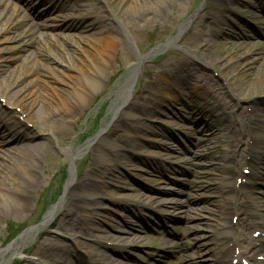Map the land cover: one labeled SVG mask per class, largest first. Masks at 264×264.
<instances>
[{
  "label": "rangeland",
  "instance_id": "374dc122",
  "mask_svg": "<svg viewBox=\"0 0 264 264\" xmlns=\"http://www.w3.org/2000/svg\"><path fill=\"white\" fill-rule=\"evenodd\" d=\"M7 1L16 7L24 24L26 22L35 29L22 36L26 40L25 45L20 44L19 39L9 43L11 48L6 49L11 57L6 61H0V82L12 71L17 76L12 75L7 83L17 80L28 65L36 71L44 72L45 77H51L56 68L64 70L57 59L65 60L64 52L69 53L70 49V45L63 42L65 38L58 28L65 11L59 9L51 11L49 8L53 1ZM223 1L230 5L228 7L230 11L225 13L223 24L214 29L216 33L208 36L206 43L209 47H214L215 53L213 50L207 53L210 66L199 63L193 56V52H196L193 43L196 40L190 34L193 21L197 18L195 16L200 12L202 0H188L186 11H183L175 21L169 20L164 14H157V22L132 35L134 45L120 30L130 63H133L135 52L145 55L152 48L162 46L177 34L179 26L192 16L183 28L176 45L162 47L151 57L144 59L129 87L130 100L133 99L135 89L140 84L144 87L142 93H145L147 88L150 89L157 82L165 81L162 66L164 61L181 58L192 63V67L199 73L210 76L212 83L219 87L220 98L229 105L231 111L228 114L229 119L236 132L239 131L236 123L239 115L245 113L254 116L264 115V84L258 85L259 81H256L255 87L247 86L249 81L264 75V11H262L264 0L261 4L257 0H216L213 3L214 9L201 11L200 28L203 29L206 24H212V21L223 17L220 15L225 5L220 4ZM110 4L114 9L118 6V0H112ZM166 8L170 9L171 5H167ZM43 22L48 26L40 25ZM21 26V22H16L10 30L11 34L17 35ZM118 28L120 29V26ZM225 31L228 35L224 36ZM42 34L52 35L53 44L49 46L42 44L44 41ZM243 35H246V38ZM72 39L68 38L70 41ZM58 43H63L65 49L59 47ZM29 53L32 56L29 57ZM218 56L238 57V61L248 62L240 68H235V73L232 74L221 61L215 62ZM122 60V70L114 74L107 84L106 79L111 73V65H108L104 74V87L89 96L88 102L82 104L79 115L67 117L71 122L65 128L59 127L58 132L46 130L41 132L35 119L25 121L26 123L17 119L19 120L17 127L35 134L42 146L37 160L26 161L28 165L38 168L31 178H26L15 165L11 166L12 171L26 182L32 184L34 182L35 190L32 193V209L27 216L23 218L13 216L0 222V251L5 249L0 264L222 262V258L217 260L215 257V255L220 257L218 240L215 239L223 231V224L219 220V215L224 211L222 203H227L233 193L226 189L227 180L224 181L221 175V162H218L221 153L226 154L230 151L218 137L221 132H225L227 118L225 120L218 115L214 99L203 97L202 91L199 94L185 88L171 90L173 99L171 104L167 101L165 104H159L157 99L151 97L146 104L151 112L146 116L136 113L133 115L132 111L126 109L121 110L123 106L120 102L119 105L110 107L115 90L128 75L129 64H126V56H123ZM178 62L180 63V60ZM149 66L150 71H147ZM224 71L231 73L232 76L225 77ZM17 82L10 88L9 93L12 94L17 86L24 85L27 80L25 81L23 77ZM35 85L36 78L27 83L29 88ZM241 87L247 89L245 92L247 96L246 99L238 100L233 90L240 91ZM150 93L159 98V94L153 88L150 89ZM0 101L4 103V99ZM37 104L32 108V116L35 115ZM152 106H157L155 108L158 112H155ZM17 112L19 113L14 108L7 110L6 121H13ZM22 117L27 120L25 114ZM120 117H123L125 122L119 123L113 130L112 125ZM207 124L216 128V131L212 132L214 134L207 132L205 127ZM102 128L110 142L98 143L106 148L114 160L102 158L94 148L96 136ZM259 129L264 131V122L253 121L250 128L237 137L240 149L245 146V154L251 152L257 146V142L262 146L260 154L263 161L261 159V164L256 167L258 176H253L255 171L247 165L238 168V174L250 176L253 185H244L245 179L238 177V174L230 178V184L247 196L248 201L244 209L247 215L253 216L250 218L255 224L264 223V135L258 133ZM70 146H77L79 150L70 160H66L62 149ZM115 155H122V159H116ZM90 167L96 171L93 173L92 168L89 170ZM84 177L92 179L93 188L88 196L91 204L87 205V208L96 217L89 221L88 228L86 227L87 235L80 237L79 240L83 243L80 246L71 240V235L58 230L60 225H63L61 215L64 208V204L59 201L70 178V184H77ZM186 193L190 196L187 197ZM114 199L126 203L128 208L114 204L112 202ZM134 204H150L154 214L143 211L144 215L139 217L129 209ZM238 205L241 207L244 204L238 202ZM7 206L9 209L12 204ZM50 210H53L51 225L42 226V221ZM192 210L196 211L191 212ZM183 211L192 217L191 220L184 218ZM237 218L239 216L227 215V222L235 225L234 230L237 228ZM110 224L123 230H112ZM185 224L186 227H183ZM126 229L130 230L129 234L125 232ZM253 230H249V236L259 243L256 238L257 232ZM103 232L110 233L113 237L102 236ZM227 233L232 234V231L229 230ZM114 236L121 238L115 239ZM11 246L14 249H8ZM43 247L45 249L41 250ZM210 247H213V252ZM92 250H101L105 255L96 254ZM51 258L57 262H51ZM236 261L241 264L240 259ZM247 261L248 264H255Z\"/></svg>",
  "mask_w": 264,
  "mask_h": 264
},
{
  "label": "bare ground",
  "instance_id": "6f19581e",
  "mask_svg": "<svg viewBox=\"0 0 264 264\" xmlns=\"http://www.w3.org/2000/svg\"><path fill=\"white\" fill-rule=\"evenodd\" d=\"M41 1H53L49 8L51 11L54 9L65 11L58 28L61 31L60 34L65 38L63 42L69 44L70 49L68 50L69 53L64 52L65 60L60 61L57 59L64 67V70L56 68L51 77H45L43 74L44 72L36 71L28 65L24 72L19 74V77L16 78L17 80L7 83L12 75H16L13 71L8 72V74L1 79L0 99H4V103L0 101V222L10 219L13 216L23 218L27 216L32 209V193H34L35 190L34 182L33 184L26 182L17 173L12 171L11 166L15 165L23 172L26 178H31L38 168L28 165L26 161L38 159L42 143L37 139L35 134L28 133L26 129L21 130L22 128H18L17 122L19 120L17 119H21L23 122L35 119L40 126L41 132L45 130L58 132L59 127L65 128L68 123L71 122V120H67V117L79 115L82 111V104L88 102L89 96L94 92L100 91L104 87V74L108 69V65H111V73L108 79H106L107 84L114 74L122 70V57L126 56V64H129L127 68L128 75L125 77L120 87L115 90V97L110 107L113 108L115 105H119L118 102H120L121 106H123L120 108L121 110L126 109L130 112L132 111L131 113L133 115L136 113L146 116L151 112L149 106L146 105L149 100H151V97L157 99L159 104H165L166 101L171 104L173 102V99H171V90L185 88L199 94L200 91H202L203 97H211V99H214V103L217 104L215 108L218 115L220 114L219 116L223 117L225 120L227 118L228 123L225 132H221L218 137L220 142L224 143L227 148H230V151L226 154L221 153L218 157V162H221V175L224 177V181L227 180L226 189L228 192L233 193L232 197H229L227 203H222L224 205V211L219 215V220H221L223 224V231L221 235L215 239L216 241L218 240L217 245L219 246L218 250L220 257L216 255L215 257L217 260L222 258L220 264H234L232 260L238 258L241 260L249 259L256 264L257 258H255V255H262V260L259 262L264 261V223L258 222L255 224L251 221L252 218L250 217L253 216L247 215L244 209L248 201L247 196L234 185L230 184V178L232 175L238 174V168L241 165H247L255 171L253 176L258 174L256 167L258 164H261V144L257 142V146L251 150V152L245 154V146L243 149H240V141L237 137L244 133L247 128H250L253 121H262L263 123L264 115L254 116L246 113L239 115V119L237 118L236 122L239 131L236 132L229 119L228 114L231 112L229 110V105L220 98L219 87L212 83L210 76L199 73L192 67V63L181 58L174 59L173 61L167 59L162 63L164 68L163 73H165L163 78L165 81L157 82L150 87V89L153 88L159 94V98L152 95L149 88L146 89V94L142 93L144 87L140 84L135 89L133 99H129V87L137 76V71L144 59L151 57L162 47L176 45L179 38H181L183 28L187 25L192 16L184 21L179 26L177 34L162 46L152 48L145 55L135 52L133 63H130V57L125 50L124 42L120 36V30L123 31L129 39V42L134 45L135 40L132 35H136L139 30H143L144 27L147 28L149 25L157 22V14H164L169 20L175 21L183 11H186L188 0H118V6L114 7V9L110 7L112 0H98L97 3L89 2L88 0ZM257 1L261 4L263 0ZM215 2L216 0H202L199 9L200 12L196 14L195 17L197 18L193 21V29L190 30L191 36L196 40L195 43H193L196 48V52H193V56L199 63H205L208 66H210V63L208 62L207 53L210 50H213L214 53V47H209V44L206 43L207 39H209L208 36L216 33L214 29L218 27V25L223 24L225 13L230 11L228 8L230 5L224 1L221 2V5L225 4L220 12V15H223V17L221 16V19L212 21V24H206L203 29L200 28L199 19L202 17L201 11L214 9L213 3ZM167 5H171V8L167 9ZM21 19L16 7L11 6L7 0H0V61H6L11 57V54L7 50L11 48L9 45L10 42L19 39V43L25 45L26 40L22 36L34 31L35 28H32L31 25L26 22L24 24ZM16 22H21L22 26L17 35H12L10 30ZM42 24L43 27L48 26V24L44 22L40 25ZM118 26H120V29ZM226 34L228 35L227 31H225L224 36ZM42 35L44 36L42 44L46 46L53 44L52 41H54V39H52V35ZM69 37L73 39L70 41L68 40ZM243 37L246 38V35H243ZM57 45L65 49L63 43H58ZM244 53L246 54V52ZM28 56H32L31 53H29ZM178 60H180V63ZM219 61L222 62L221 64L228 67L232 74L235 73V68H240L248 62L246 60L238 61V57L235 58L230 56H218L215 62ZM147 71H150V66L147 67ZM224 73L225 77L232 76L231 73H226V71H224ZM23 77L27 82L20 87L17 86L12 91V94L9 93L10 88L15 86L18 83L17 81L21 78L23 79ZM34 77L36 78L35 88H29L27 83L33 81L35 79ZM256 81H259V83ZM256 83L258 85L264 84V75L253 81L251 80V82L249 81L247 86L255 87L254 85H256ZM239 90L240 91L233 90L237 99H246L247 94H245V92L247 89L241 87ZM219 98L220 100H218ZM36 103H38V106L34 113L35 115L32 116V108ZM155 107L157 106L153 107L154 111L158 112ZM12 108L19 111V113H16L17 118L15 117L13 121H6L5 112ZM23 114H25L27 120L22 117ZM115 122L116 123L111 127L113 130L117 128L119 123L125 122V120L123 117H120L117 118ZM205 127L208 130L207 132L211 134H214L212 132L216 131V128L213 126L211 127L209 124L205 125ZM258 133L261 134V136L264 135V131L261 129L258 130ZM101 141L110 142V140L107 139V134L103 132V128L96 136L94 148L98 150L102 158L114 160L106 151V148L98 143ZM235 142L236 144H234ZM78 150L79 147L70 146L62 149V152L64 158L70 160ZM114 157L116 159H122V155H115ZM91 168L92 167H90L89 170ZM91 171L94 173L96 169L92 168ZM238 177L243 178L245 176L239 175ZM252 180L250 176L245 177L244 185H253L254 182H252ZM91 182V178L84 177L79 183L70 184V178L66 183L65 191L59 201V203L64 204V208L63 214L61 215L63 225H60L58 230L64 234L71 235V240L80 246L83 245L79 240L80 237L87 235L88 231L86 227L88 228L89 221L93 217H96V215L87 208V205L91 204V200L88 197L93 188ZM123 186L125 185L123 184ZM224 195H226V190H224ZM186 196L188 197L190 194L186 193ZM251 201H253V199ZM112 202L116 205L128 208L126 203L119 200L114 199ZM238 202L244 205L239 207ZM7 204H12V207L7 209ZM13 205L17 207L14 208ZM129 209H132L137 216L142 217L140 215H144L143 211L150 213L153 207L150 204H143L141 206L134 204ZM52 211L53 210H50L45 216L42 221V226L50 224ZM194 211L196 210H192L191 212ZM228 214L239 216L236 230H234L235 225L227 222ZM184 215L186 220H191L192 217L189 214L186 215V211ZM109 226H111L112 230H123L111 224ZM183 227H186V224ZM189 227L192 226H188V228ZM250 229L259 232L256 237L259 243H256L255 239L249 236ZM229 230L232 231V234L227 233ZM125 232L129 234L130 230L126 229ZM26 234H28V232ZM107 235L113 237L110 233H102V236ZM114 237L115 239L121 238V236ZM102 239L104 238L102 237ZM97 241L101 246L103 245L99 240ZM10 248L14 249L13 246L8 249ZM44 249L45 247L41 250ZM4 250L5 249L0 251V260L3 258ZM210 250L213 252V247H210ZM93 252L105 255L101 250H94ZM93 252H90L91 255ZM227 257H229L230 260L226 261L225 259ZM51 262L56 263L57 261L51 258ZM59 264H66V262Z\"/></svg>",
  "mask_w": 264,
  "mask_h": 264
}]
</instances>
